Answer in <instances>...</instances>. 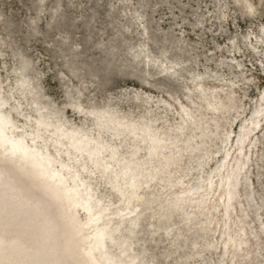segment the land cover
<instances>
[{"label":"rangeland","instance_id":"374dc122","mask_svg":"<svg viewBox=\"0 0 264 264\" xmlns=\"http://www.w3.org/2000/svg\"><path fill=\"white\" fill-rule=\"evenodd\" d=\"M246 1L252 3L253 10L243 6L245 0H0V38L3 40L0 43V83L3 93L10 95L4 109L16 125V135L25 131L29 142L34 144L26 130H32L29 124L34 123L35 113L17 90L16 49L20 48L33 60L30 74L38 76L43 99L52 101L62 111L68 125L86 129L92 137L99 135L104 143L116 147L124 160L134 162L142 171L155 173L150 183L142 177L141 198L132 202L133 207L140 203L148 207L143 223L139 225L138 237L131 245L124 246L126 253L122 254L121 242L127 231L122 225L117 229L116 224L112 239H108L114 243L104 254L109 259L129 262L131 253H139L144 242L152 250V264H202V260H206L204 264H228L232 259L234 261L237 253L235 264H264V210L256 214L245 202L247 196L253 195L264 206V176L260 175V170H264V137L254 136L252 143L257 145L254 152L246 156L250 162L246 166V179L240 182L228 212L233 213L229 219L232 234L237 241L245 239L244 244H248L243 250L237 252L231 241L226 242V196L220 198L224 186L208 197L205 202L208 208L205 209L198 205L199 198L206 193L205 187L201 186L196 195H190L193 199L189 197L187 202L195 216L193 222L184 220L180 212L172 211L163 218L159 217V210L154 212L157 199L170 203L174 197L188 196L185 190L200 182V177L201 180L213 177L225 152H230L233 159L238 157L239 151L235 152L238 138L246 133L245 129L252 126L257 116L262 114L264 118V107H261V102L264 103V0ZM144 44L149 46L153 55L162 57L158 64H164L170 74L162 75L150 66L148 70L152 75L145 79L144 63H134V57L128 51L130 46L138 48ZM169 57H174L176 62H169ZM202 93L208 96L209 101L219 102L216 110L208 106ZM212 93L214 96L210 97ZM76 100L82 104L84 116L72 109L71 101ZM20 103L25 109L22 113L15 108ZM91 105L98 109L108 105L118 120L124 117L129 122L146 119L153 128L166 131L168 147L163 152L181 159L180 163L171 165L174 181L166 186L157 167L158 162L150 159V149L141 141L140 129L134 136L116 135V131L108 126L96 124V112L90 109ZM183 108L198 123L197 126L183 124ZM258 126L264 127V119ZM200 127L205 128L206 135H200ZM48 148L54 155L55 165H60L66 154L57 153L51 145ZM7 156L2 154L0 159ZM12 159L14 164L11 163V167L14 169L17 158ZM202 160L206 161L200 172L197 164ZM187 163L191 167H187ZM21 168L28 170L29 165L22 164ZM76 168L81 170V177L86 182L80 187V193L84 189L80 199L87 198L92 209H96V205L102 207L99 224L110 221L113 224L114 220L117 223V213L125 210L126 205L118 190L112 188L110 179L95 166L83 169L81 162H76ZM180 177L183 183L177 182ZM33 178L42 181L45 176L31 174L16 183L24 186L23 183H29ZM217 180L218 177L214 178L215 188ZM74 181L69 177V184ZM50 185L51 182H45L41 188L45 195ZM248 187L253 190L251 194H246ZM57 193L56 198L55 193L44 205L52 214L57 213L56 224L63 228L57 237L59 240L51 242L50 246L62 240H72L75 235L70 230L77 223L76 218L69 223L64 221L65 215L67 217L70 209L77 205L76 199L66 202L64 195ZM5 205L7 203L0 200V214L11 208H3ZM82 205L80 201L79 215L85 222L89 217ZM245 212L247 222L240 223V215ZM151 213L156 218L151 217ZM127 216L123 218L128 219ZM2 222L18 223V232L11 234L10 230L7 233L0 226V258L9 252V257L0 259V264H39L35 258L20 252L24 247L27 253L32 245L40 242L37 224L23 230L25 225L32 223L31 215L27 213L21 220L4 215L0 218V225ZM157 222L170 224L173 231H148V224L157 225ZM100 226L96 225L90 231ZM83 233L74 244L65 246L60 263L74 260L71 264H78L83 260L82 264H88L86 257L91 254L98 257L97 253L102 252L101 249L94 252L95 245L75 252V248L90 239ZM18 236L25 238L23 244L18 246L9 242ZM210 242L213 246L207 248ZM45 254L41 256L48 257L50 252ZM23 255L26 260H20Z\"/></svg>","mask_w":264,"mask_h":264},{"label":"bare ground","instance_id":"6f19581e","mask_svg":"<svg viewBox=\"0 0 264 264\" xmlns=\"http://www.w3.org/2000/svg\"><path fill=\"white\" fill-rule=\"evenodd\" d=\"M37 1L41 2L43 0ZM243 6L253 10V5L249 1L245 0V3L243 2ZM42 10L43 9H41V11ZM32 28L35 30L34 23L32 24ZM262 31L264 33V26L262 28ZM2 41V38H0V43ZM113 50L115 51L114 48ZM128 51L132 53L134 57V63H144L145 79L152 75V73L148 70V67L150 66L155 67L158 72H160L162 75L171 73V71H169V69L165 67L164 64H158L159 59L162 57L160 55H153L147 44L141 45L138 48L137 46H130ZM16 54L18 56V67L16 73L18 84L17 90L22 96V99H24V102L27 101L28 105L33 108V112L35 113L34 123L29 124L32 127V130H26L29 132V135L34 144H31L29 142L27 136L25 135V131L20 135H16L14 131L16 125L14 124L10 113L4 109L7 103L9 102L8 100L10 99V95L8 93H3V86L0 83V155H8L7 157L2 158V160L0 159V200L1 202L7 203V205H5L3 208L11 207L1 213L0 218H2L4 215H10L13 219L15 218L21 220V218H23L25 214L28 213V215H31L32 223L25 225L23 227V230H29L31 229V225L37 224L39 226L37 231L40 229L41 234L40 237H38V240H40V244L38 243L36 246L32 245L27 253V248H23L20 252H23L28 257H32V259L35 258L36 263L51 264L53 262V264H71L74 260H67L66 262L63 261L60 263L59 261L62 259H60V257L62 256L65 250V246L68 247L69 244H74V241H77L78 236H81L84 231L85 233L83 234H86V236H88L90 239L84 241L77 248H75V252H82L89 247L91 248L93 245H95L92 249L94 252L97 251L96 249H101L100 251H102L100 253H97L98 257H95V254H91L90 256L86 257V263H123L122 261H120L121 259L115 261V259L112 257V259H109L108 257L104 256L105 250L108 252L111 249L112 244L114 243L108 239H112V232L116 228V224L117 229L121 225L124 226L127 231V235L124 236L125 238L121 242L123 254L126 253V248L124 246L131 245L133 240L138 237L137 234L140 233L139 225L143 223V215L144 213H146L148 207L142 205V203L138 204L136 207H133L132 202L141 198L140 188L142 182H144L142 177L147 179V183H150L151 181H153L155 173H153L151 170L142 171L141 168H139L134 162L124 160V157L122 158L120 156V154L118 153L119 151H117L116 147L109 146L108 144L104 143L99 138V135L92 137L88 130L81 129L73 125H68V121L65 119V116L63 115L62 111L58 109L52 101L43 99L42 89L39 86L40 83L38 84L37 82L38 76H31L30 74V71L33 68V60L31 61V59L20 48L16 49ZM168 60L172 63L176 62V59L174 57H169ZM202 95L203 98L207 100V104L211 109L216 110L218 108L219 102L216 103L213 101H209L207 99L208 96L204 95L203 93ZM213 96V93L210 94V97ZM71 106L77 114L84 116V109L80 101H71ZM95 106L96 105H91L90 109L96 112L94 114L96 116L95 120L97 121V125L108 126V128H111L116 131L114 132V134L116 135L127 134L134 136L138 133L137 131L139 129L142 131L138 134L142 135L141 141L145 143L148 149H150V152L148 153L150 155V159L156 160L158 162L157 167H159L160 172L163 174L162 178L167 183L166 186L170 185L171 182L174 181V170L171 168V165L180 163L179 161H181V159L179 156L172 157L171 155L165 154V152H163L164 149L168 147L166 143L168 135L167 132H161L153 128L146 119L141 121L129 122L126 120V117H124L118 120L111 113L108 105L102 109H98ZM261 107H264V103L262 102ZM15 108L19 111V113H22L25 110L21 103L17 104ZM260 110L261 109H258L259 112ZM183 111L184 112H182L181 118L183 124L192 123V125L197 126L198 123L191 118L190 113H188L184 108ZM261 115L257 116L256 120L252 121V126H249L245 129L246 133H244L240 138H238L235 149V152L239 151L238 157H235V159H233V156L231 157L230 152H225L221 164L216 169V174L213 177H208L206 179L204 178L202 180L200 177V182L194 184L193 186L185 190V192L189 193L188 196L174 197L171 199L170 203H167V201L163 199H157L156 209L154 210V212L159 210L160 218L168 216L172 211L180 212L184 220H186L187 222H193L195 221V216L190 210L191 204L187 202L189 197L193 199V196L190 195H196L201 186L205 187L206 193H204L198 200L199 207L205 209L208 208L206 207L207 203H205L208 197L212 193H216L217 191H219L221 186H224V188H222L223 190H221L220 198L226 196V199H224V204L226 206L224 209V231L228 233V236L226 237V242L231 241L232 245L236 247L237 252L238 250L240 251L247 247L248 244H244L245 239L237 241V237L232 234V229L229 225V219L230 214L233 213L230 212L229 214L228 212L229 208L233 206L234 197L238 193V186L240 185V182L243 181V179L245 178V174L248 172V168L246 166H248L247 164H249L250 162H248L249 160L246 158V156H250L249 152H254L255 150L257 144L252 143L254 136L259 135V137H264V127L259 128L258 126L262 119H264ZM183 128L184 127L182 126L181 129ZM200 128V135H206L205 128ZM254 131L257 132H255V134H252L254 133ZM46 132H49L50 134L45 135ZM233 144L234 142L232 143V146ZM250 144H252L251 148L249 150L244 151L245 147L249 146ZM49 145L54 147L57 153L66 154V157H64V161L61 162L60 165H55L54 155L48 150ZM195 148L198 149L197 146H195ZM133 154L135 155L136 151H134ZM192 154L190 155L189 161L191 160V158H193ZM14 157L17 158V163L15 165V168L13 169L11 167V163L14 164L12 159ZM232 160L234 161L233 163H231ZM204 161L206 160L199 161L197 164V168L200 172H202L203 170L205 163ZM76 162H81V166L83 169H86L89 165L97 167L104 177L110 179L112 188L118 190V195L120 196V199H123L125 201L124 205H126V208L125 210L121 209L119 213H117V223L116 220H114L115 223L113 224H111V221L99 224L101 221V214L103 212L102 207L100 205H96V209H92L89 205V201L87 198H82V200L80 199V195H82V193L84 192V189H82L80 193V187L85 186L86 182L81 177V170H78L76 168ZM26 163L29 165V169L23 170L21 166L22 164ZM186 166H190V163H187ZM65 170L66 172H63ZM31 174H37V176L44 175L45 178L42 181L38 180V178H33L32 181H30L29 183L24 181V186H21L16 183V181L19 179L25 180L29 178ZM260 175L264 176V170H260ZM69 177H73V179L75 180L74 183L69 184ZM216 177H218V180L216 181V184L218 186L215 188L214 178ZM202 181H204V183L201 185ZM45 182H51V185L49 186V191L46 195V192L43 193V191L41 190V188H44ZM177 182L183 183L182 178L180 177ZM8 186H11V189H8ZM166 186L164 185V187ZM57 190L64 195L66 202L75 201L76 199L77 205L70 209L69 213H67V217L65 215L64 221L69 223L72 219L76 218L77 223L71 230L69 229L75 235L72 240H62L54 246H50L51 242H53V240H55L59 236L63 228L60 225L57 226L56 224L58 222L57 213L52 214L50 211H48L47 207H44V205L48 203V201L53 197L55 193L56 194L54 197H57ZM85 191L88 192L87 190ZM252 191V188L248 187V189L246 190V194H251ZM79 200L83 204L82 206L85 214L89 217L85 222L81 220V217L79 215ZM245 202H247L252 207V210L256 214H260V211L264 210L263 204L257 202L256 197H254L253 195L247 196ZM52 205L53 203L50 204V207H52ZM138 207L139 209L136 210V208ZM141 207L143 209V212L141 213L140 217H135V214L141 209ZM3 208H1V210ZM126 215H129L127 216L129 217L128 219L123 218ZM151 217L156 218V216L152 213ZM247 219V213L245 212L240 215L239 222L246 223ZM93 221L97 222L92 225ZM157 223V225H155L154 223L148 224V231L155 232L159 231V229L166 233H170L171 231H173L170 224L162 222ZM197 223L199 225V222ZM17 224H4L2 222L0 226L2 231L8 233L10 232V230H12L10 233L15 234V231L18 230ZM96 225L101 226L98 227V229L95 231H90ZM240 228L242 230L244 229V227ZM201 229H203V227H201ZM17 232L18 231H16V233ZM24 239L25 238L18 236L16 238L11 239L9 242L13 245L15 244L19 246L20 244H23ZM32 243H34V241ZM97 246H100V248H97ZM212 246V242L207 244V248H210ZM49 248V256H41L45 254V252L43 254H41V252L45 251L46 249L48 250ZM1 251L2 250L0 249V252ZM238 254L239 253L236 254V258L234 259V261L232 259V261H230L228 264H235V261H237L238 258ZM8 257L9 252L4 258ZM152 257V250H150L148 245L143 242L139 249V253H131L130 261H124L123 264H152ZM4 258L2 257L0 259L2 260ZM20 260H26V256L23 255L22 257H20ZM57 260L58 262H56ZM205 262L206 260H202V264H204ZM82 263L83 260L80 261L78 264Z\"/></svg>","mask_w":264,"mask_h":264},{"label":"water","instance_id":"95a60500","mask_svg":"<svg viewBox=\"0 0 264 264\" xmlns=\"http://www.w3.org/2000/svg\"><path fill=\"white\" fill-rule=\"evenodd\" d=\"M139 57V56H138ZM9 205V204H8ZM141 206V205H140ZM143 212V210H142V207H141V209L135 214V217H140V215H141V213ZM24 225V224H23ZM22 227V226H21ZM136 227H137V224H136ZM136 227H135V229H136ZM16 231H18V230H16ZM16 231H15V233H16ZM35 236H37V234L35 235ZM35 236L33 237V239L32 240H34V238H35ZM59 238H57V239H55V240H53V242L52 243H55V242H57V240H58ZM33 242V241H32ZM26 247V246H25ZM24 248V247H23ZM22 249V248H21ZM26 249V248H25ZM24 251V250H23ZM49 251H50V248L45 252L46 254H48L49 253ZM45 254V255H46ZM142 254V253H141ZM140 254V255H141ZM139 255V256H140ZM63 256H61L60 257V259L62 258ZM56 262H58V260L56 261Z\"/></svg>","mask_w":264,"mask_h":264}]
</instances>
